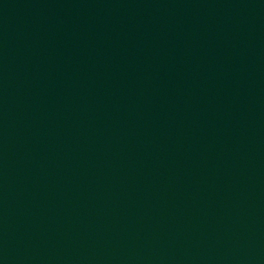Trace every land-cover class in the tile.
Returning a JSON list of instances; mask_svg holds the SVG:
<instances>
[{"label":"water","instance_id":"obj_1","mask_svg":"<svg viewBox=\"0 0 264 264\" xmlns=\"http://www.w3.org/2000/svg\"><path fill=\"white\" fill-rule=\"evenodd\" d=\"M0 264H264V0H0Z\"/></svg>","mask_w":264,"mask_h":264}]
</instances>
